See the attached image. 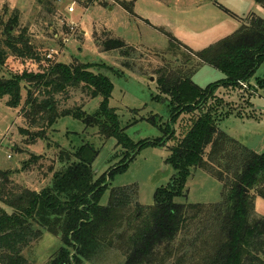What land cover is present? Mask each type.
Returning <instances> with one entry per match:
<instances>
[{
  "label": "trees",
  "instance_id": "trees-1",
  "mask_svg": "<svg viewBox=\"0 0 264 264\" xmlns=\"http://www.w3.org/2000/svg\"><path fill=\"white\" fill-rule=\"evenodd\" d=\"M252 1L264 10V0ZM54 2H43L49 14L57 8ZM121 6L132 10L131 5ZM240 23L233 34L197 52L166 34L171 47L184 48L175 68L164 65L156 70L160 93L170 101V122L157 143L134 145L108 105L112 83L90 71L99 66L51 61L46 48L30 43L26 30L14 35L16 15L9 20L0 36V100L7 97V106L16 108L22 88L27 90L23 120L36 130L29 141L47 140V131L58 119L73 117L96 128L101 138L114 139L123 161L96 178L92 163L98 151L92 145L60 150L61 169L39 192L17 185L16 171H0V264H31L24 250L44 233L61 243L48 264H264V217L255 210L258 199L264 202V146L256 152L230 137L219 127L223 116L218 105H210L217 88L249 84L264 65V19L250 14ZM94 42L104 53L117 50L127 56L133 50L108 34L104 41L95 37ZM202 65L220 71L224 79L199 88L191 77ZM257 84L264 89V79ZM72 89L89 100L101 98L97 112L60 110L59 97ZM183 114L194 120L169 150L166 164L175 173L165 187L154 191L153 204L140 205L135 187L109 189L113 176L127 168L138 150L163 146L175 137L174 125ZM40 158L32 155L23 170ZM53 171L52 165L49 172ZM196 171L221 184L219 203H176ZM108 190V202L102 206L101 197Z\"/></svg>",
  "mask_w": 264,
  "mask_h": 264
},
{
  "label": "rangeland",
  "instance_id": "rangeland-1",
  "mask_svg": "<svg viewBox=\"0 0 264 264\" xmlns=\"http://www.w3.org/2000/svg\"><path fill=\"white\" fill-rule=\"evenodd\" d=\"M44 1L47 0H0V36L3 27L16 15L17 25L12 27L14 35L26 30L30 43L42 50L46 48L44 53L51 61L98 65L90 71L106 76L112 83L108 105L115 110L121 128L134 145L146 141L157 143L163 139V130L170 122V101L160 93L156 70L164 65L176 66L184 48L171 47L167 35L197 52L233 34L240 27V19L250 14L264 19V10L252 0H56L53 14H49V5L44 6ZM121 3L131 5V12ZM107 34L133 50L127 56L117 50L102 52L94 38L102 42ZM191 79L196 86L205 89L223 80L224 74L202 65ZM262 79L264 65L249 84H239L234 89L217 88L210 102V105H218L222 113L219 127L256 152L262 151L264 146V89L257 86V80ZM26 94L27 90L22 88L21 102L16 108L7 106V97L0 100V171H16L17 185L39 192L49 185L53 173L61 169L57 159L60 150L74 151L86 144L98 151L92 163L96 178L108 175L122 163V151L114 139L101 138L96 128H87L73 117L58 119L47 131V140L29 141L30 133L36 130L28 128L23 120ZM59 102L60 110L81 108L85 114L93 115L101 98L89 100L81 90L72 89L60 96ZM193 120L192 115H181L174 125L175 137L163 146L147 145L138 150L127 168L113 176L108 188L135 187L138 203L152 205L154 191L165 187L175 173L166 164L169 150L183 137ZM21 130L27 134H22ZM32 155L41 158L23 170V163ZM52 165L54 171L50 173ZM192 175L186 181L185 196L177 198L176 203L216 204L221 201V184L216 179L201 171ZM108 195L109 190L101 197L100 205L107 204ZM255 210L264 217L262 200H257ZM60 244L59 238L44 233L24 250L23 256L31 264H48Z\"/></svg>",
  "mask_w": 264,
  "mask_h": 264
}]
</instances>
